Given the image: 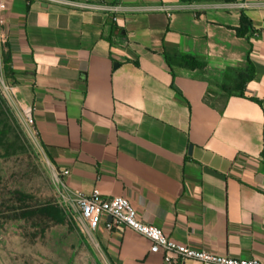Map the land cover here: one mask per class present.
<instances>
[{
  "label": "crops",
  "instance_id": "crops-1",
  "mask_svg": "<svg viewBox=\"0 0 264 264\" xmlns=\"http://www.w3.org/2000/svg\"><path fill=\"white\" fill-rule=\"evenodd\" d=\"M116 1L3 0L39 143L72 189L124 196L195 249L264 261V0H119L115 14ZM93 235L108 264H164L130 228Z\"/></svg>",
  "mask_w": 264,
  "mask_h": 264
},
{
  "label": "rangeland",
  "instance_id": "rangeland-1",
  "mask_svg": "<svg viewBox=\"0 0 264 264\" xmlns=\"http://www.w3.org/2000/svg\"><path fill=\"white\" fill-rule=\"evenodd\" d=\"M3 54L0 73V264H108L61 203L53 165L25 120Z\"/></svg>",
  "mask_w": 264,
  "mask_h": 264
},
{
  "label": "built area",
  "instance_id": "built-area-1",
  "mask_svg": "<svg viewBox=\"0 0 264 264\" xmlns=\"http://www.w3.org/2000/svg\"><path fill=\"white\" fill-rule=\"evenodd\" d=\"M119 5L120 1L118 0L115 2V7L111 8L115 14L119 11ZM4 6L3 0H0V12ZM113 19L117 21L118 16L115 15ZM6 22V19L0 15V28L6 27ZM0 31V73H2L3 54L8 43V36L4 31ZM1 81L7 93L11 90L17 92L15 84L9 87L3 80ZM33 112V107L26 108L24 115L27 124L37 136ZM53 169L60 201L73 211L74 217L83 231L95 233L102 223L109 232L120 227L130 228L151 241L150 251L163 254L164 264H185L190 260L200 264H264L263 260L255 257L224 256L180 243L169 237L160 227L139 219L135 207L126 197H105L99 190L85 194L72 189L68 184L66 179L71 174L70 170H58L54 166Z\"/></svg>",
  "mask_w": 264,
  "mask_h": 264
},
{
  "label": "trees",
  "instance_id": "trees-1",
  "mask_svg": "<svg viewBox=\"0 0 264 264\" xmlns=\"http://www.w3.org/2000/svg\"><path fill=\"white\" fill-rule=\"evenodd\" d=\"M248 23V19L243 16L242 17V27L237 29V32H238V35L239 36H242L243 34H245V31H246V24ZM7 61H8V64H9V59L6 58ZM183 63H184V66L191 69V70H195V69H198L201 67V62H199V60L194 57V56H184L183 57ZM11 72V71H10Z\"/></svg>",
  "mask_w": 264,
  "mask_h": 264
},
{
  "label": "water",
  "instance_id": "water-1",
  "mask_svg": "<svg viewBox=\"0 0 264 264\" xmlns=\"http://www.w3.org/2000/svg\"><path fill=\"white\" fill-rule=\"evenodd\" d=\"M115 66H118V64H116ZM190 150H192V146L190 147Z\"/></svg>",
  "mask_w": 264,
  "mask_h": 264
}]
</instances>
